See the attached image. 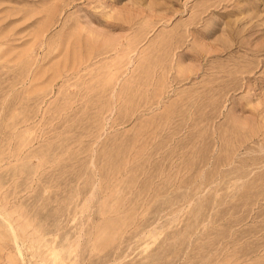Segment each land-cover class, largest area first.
<instances>
[{"label": "rangeland", "instance_id": "rangeland-1", "mask_svg": "<svg viewBox=\"0 0 264 264\" xmlns=\"http://www.w3.org/2000/svg\"><path fill=\"white\" fill-rule=\"evenodd\" d=\"M0 264H264V0H0Z\"/></svg>", "mask_w": 264, "mask_h": 264}]
</instances>
